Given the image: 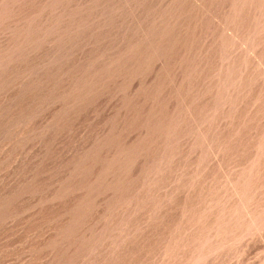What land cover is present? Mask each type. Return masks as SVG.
I'll return each mask as SVG.
<instances>
[{
    "label": "rangeland",
    "instance_id": "obj_1",
    "mask_svg": "<svg viewBox=\"0 0 264 264\" xmlns=\"http://www.w3.org/2000/svg\"><path fill=\"white\" fill-rule=\"evenodd\" d=\"M0 264H264V0H0Z\"/></svg>",
    "mask_w": 264,
    "mask_h": 264
}]
</instances>
